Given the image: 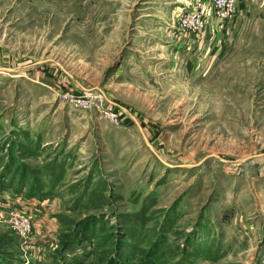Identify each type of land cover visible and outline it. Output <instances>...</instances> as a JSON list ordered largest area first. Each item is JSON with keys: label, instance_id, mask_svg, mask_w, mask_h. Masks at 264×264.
Here are the masks:
<instances>
[{"label": "rangeland", "instance_id": "rangeland-1", "mask_svg": "<svg viewBox=\"0 0 264 264\" xmlns=\"http://www.w3.org/2000/svg\"><path fill=\"white\" fill-rule=\"evenodd\" d=\"M199 1L0 0V264H264V0Z\"/></svg>", "mask_w": 264, "mask_h": 264}, {"label": "built area", "instance_id": "built-area-1", "mask_svg": "<svg viewBox=\"0 0 264 264\" xmlns=\"http://www.w3.org/2000/svg\"><path fill=\"white\" fill-rule=\"evenodd\" d=\"M236 0H201L194 5L192 10L181 14L178 26L185 33H196L205 30L213 8L222 12L232 13ZM233 15V14H232ZM60 99L75 109L90 110L96 109L101 116L115 125H119L120 119L111 107H107L94 95L77 94L71 92H60ZM33 210H26L25 213L13 214L9 220L15 231L25 235L31 231L33 222Z\"/></svg>", "mask_w": 264, "mask_h": 264}, {"label": "crops", "instance_id": "crops-1", "mask_svg": "<svg viewBox=\"0 0 264 264\" xmlns=\"http://www.w3.org/2000/svg\"><path fill=\"white\" fill-rule=\"evenodd\" d=\"M10 203V202H9ZM46 204V202L41 203L42 206H40V208H43V212H38L37 208L34 206H31L30 208H28L29 210H33L34 215L37 214L36 217V224H35V232L37 234V231L40 232V234L45 235V237H48L50 235V233H52L55 229V223L53 224V217L49 216V210L50 207H44V205ZM35 205V203L33 204ZM11 207H13L11 205ZM39 207V206H37ZM36 210V212H35ZM42 210V209H40ZM40 222V223H38ZM55 222V221H54ZM38 223V224H37ZM44 227V228H43ZM43 229V230H42ZM42 238V237H41Z\"/></svg>", "mask_w": 264, "mask_h": 264}]
</instances>
